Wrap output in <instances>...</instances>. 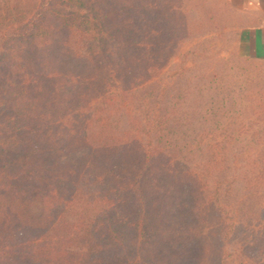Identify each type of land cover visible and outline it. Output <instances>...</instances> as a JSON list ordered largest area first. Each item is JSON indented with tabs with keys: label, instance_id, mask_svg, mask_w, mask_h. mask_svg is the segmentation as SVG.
<instances>
[{
	"label": "trees",
	"instance_id": "16d2710c",
	"mask_svg": "<svg viewBox=\"0 0 264 264\" xmlns=\"http://www.w3.org/2000/svg\"><path fill=\"white\" fill-rule=\"evenodd\" d=\"M186 6L0 0V264H206L210 213L251 228L239 251L264 231V151L230 158L209 119L229 86L192 106L162 81Z\"/></svg>",
	"mask_w": 264,
	"mask_h": 264
},
{
	"label": "rangeland",
	"instance_id": "374dc122",
	"mask_svg": "<svg viewBox=\"0 0 264 264\" xmlns=\"http://www.w3.org/2000/svg\"><path fill=\"white\" fill-rule=\"evenodd\" d=\"M185 1L186 8L190 9L191 19L194 18L192 23L201 24V26L180 41L163 69L162 81L168 84V89L172 92L177 88L191 90L185 103L192 106L205 105V102H209L212 98V94L218 90H225L223 88L229 86V90L225 91L230 93L225 106L223 105L222 109L215 111V114L209 117L211 121L218 119L220 123L228 126L223 131V133L231 134V140L225 146L227 155L230 158L232 155H237L241 161V157L245 158L250 154L264 151V63L240 57L237 52L238 32L244 24L250 22L247 14L233 7L230 8L225 0ZM240 88L255 92L251 98L255 99V103L259 99L262 104L259 111L246 108L249 100L244 92L239 91V94ZM194 100L201 103H195ZM216 104L220 105L221 102ZM220 131V129L216 130L211 135L219 139L222 137ZM207 139L210 137L208 136ZM198 148L199 146L196 145L191 149L197 153ZM238 163L241 164V162ZM233 207L230 204V208L225 207V209L233 212ZM226 213L229 215L228 211ZM209 216L205 228V235L210 245L206 264H259L261 262L257 247L264 245V231L253 236L250 241L252 247L246 243L245 250L239 251V244L243 242L239 243L240 239L245 234L248 235L251 228L238 222L234 234L231 230H226V232L229 231L226 240L221 233L223 223L228 220L225 213H220L217 217L210 213Z\"/></svg>",
	"mask_w": 264,
	"mask_h": 264
},
{
	"label": "crops",
	"instance_id": "0c3cea01",
	"mask_svg": "<svg viewBox=\"0 0 264 264\" xmlns=\"http://www.w3.org/2000/svg\"><path fill=\"white\" fill-rule=\"evenodd\" d=\"M233 9L247 14L253 22L238 32L237 52L240 57L264 63V0H225Z\"/></svg>",
	"mask_w": 264,
	"mask_h": 264
}]
</instances>
